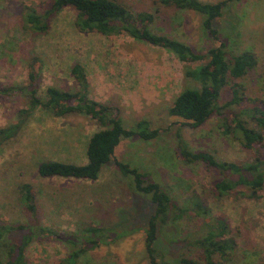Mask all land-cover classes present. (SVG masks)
I'll use <instances>...</instances> for the list:
<instances>
[{
    "label": "rangeland",
    "instance_id": "obj_1",
    "mask_svg": "<svg viewBox=\"0 0 264 264\" xmlns=\"http://www.w3.org/2000/svg\"><path fill=\"white\" fill-rule=\"evenodd\" d=\"M116 1L134 13L153 14L151 32L177 39L201 54L222 44L227 58L244 52L254 54L256 68L235 82L243 87L245 96L264 101V0L228 3L222 17L213 23L216 39L202 30L201 17L191 11L160 8L153 0ZM47 3L50 0H0V86H26L30 67L36 64L41 98L48 87L76 92L78 85L71 68L75 64H92L100 71L94 73L95 86L89 85L88 97L102 100V93L109 94L101 87L102 78L112 73L109 64H115L116 80H127L130 75L137 79L136 87L132 81L125 82L131 83L127 86L130 96L125 97L128 104L122 106L119 96L108 99L119 110L123 127L129 130L136 122L147 120L151 129L160 130V135L151 141L123 139L97 181L42 178L37 168L43 162L86 164L88 140L101 127L86 116L57 118L42 108L35 110L18 135L3 145L0 154V228L9 229L0 240L2 258L6 259L5 247L17 248L30 234V228L41 227L61 237H77L76 245L85 248L77 264H151L145 230L154 205L149 197L134 191L133 178L123 176L115 165L121 162L163 186L185 210L175 221L158 229V263L178 264L179 259L188 258L205 264L195 241L207 234L212 219L222 218L237 245L230 258L221 260L215 256L214 260L219 264H257L264 256V193L259 201L241 195L217 199L210 188L221 178L220 173L201 163L186 165L177 156L181 140L189 150L208 152L219 162L242 164L251 158L236 140L223 134L216 113L195 129L183 126L180 119L168 114L177 95L187 86L184 66L196 68L205 61L182 63L164 50L126 34L105 37L80 33L74 27L76 12L71 8L63 9L49 21L46 34L36 35L24 27L22 9H38ZM229 88L223 90L218 108L238 113L241 108L236 104L225 107L232 98ZM26 106L23 94L0 96V128L15 123L17 112ZM27 193L34 211L25 206ZM189 199L202 202L211 217L196 216ZM87 229L99 232L89 234ZM71 251L65 241L34 237L24 252L25 264H58Z\"/></svg>",
    "mask_w": 264,
    "mask_h": 264
},
{
    "label": "trees",
    "instance_id": "obj_2",
    "mask_svg": "<svg viewBox=\"0 0 264 264\" xmlns=\"http://www.w3.org/2000/svg\"><path fill=\"white\" fill-rule=\"evenodd\" d=\"M240 1L242 0L203 3L199 0H153L154 4L160 8L191 11L199 15L202 30L214 39L218 38V33L213 23L222 17L223 9L228 3ZM65 8H71L76 12L74 27L80 33H97L105 37L126 34L137 42L164 50L182 63L205 61L196 68L184 66L183 74L187 86L177 95L168 109V114L180 119L183 126L195 129L216 113L220 118L223 134L236 140L242 149L251 154V158L250 161L242 164L219 162L208 152L189 150L181 140L177 144V156L186 165L201 163L206 169H214L220 173L221 178L216 180L210 188L211 194L217 199L229 195H241L254 201L262 198L264 193V101L245 96L243 87L235 82L256 68L257 60L254 54L244 52L227 58L224 44L210 49L205 55L201 54L177 39L154 34L149 29V25L154 22L153 14L134 13L116 0H50V3L38 9L24 6L22 9L24 27L36 35H44L49 31V21ZM71 75L78 85L76 92L48 87L43 98L38 95L36 64L30 67L26 86H0V96H11L17 92L25 95L27 99L26 108L17 112L16 122L0 128V154L3 145L18 135L38 108L47 110L57 118L71 115L86 116L96 121L101 127L88 140L87 163L74 165L55 161L43 162L38 165L37 172L42 178L60 177L97 181L103 166L112 160L116 147L123 139L136 137L143 141H151L159 137L160 130L151 129L147 120H140L131 129H125L116 107L99 103L88 97L90 87L84 68L75 64L71 68ZM226 87H230L232 98L225 107L236 104L240 106V112H221L218 108V100ZM242 116L246 119H242ZM248 121L252 124L249 125ZM115 165L123 176L133 178L134 191L149 197L154 205V214L149 219L145 230V247L150 263L171 264L167 261L160 263L156 261L155 245L158 229L168 225L170 220L175 221L185 210L178 207L163 186L149 181L137 168H130L121 162H116ZM31 202L30 193H27L25 206L29 208L28 210L34 211ZM188 202L196 216L211 217V212L202 202L195 199H189ZM211 223L207 234L197 239L195 245L200 250L205 264H219L214 257L218 256L221 260L230 258L237 244L225 220L214 218ZM98 230L87 229V233H96L99 232ZM7 231L9 229L0 228V240L6 236ZM29 233L17 248H15L17 245L8 248L4 245L6 259L4 260L0 254V264H25L24 252L34 237L38 240L65 241L72 247L69 256L58 264H77V260L85 253V248L76 245L77 237L73 235L61 237L54 231L41 227H32ZM177 263L198 264L197 261L188 258H181ZM257 264H264V256Z\"/></svg>",
    "mask_w": 264,
    "mask_h": 264
},
{
    "label": "crops",
    "instance_id": "obj_3",
    "mask_svg": "<svg viewBox=\"0 0 264 264\" xmlns=\"http://www.w3.org/2000/svg\"><path fill=\"white\" fill-rule=\"evenodd\" d=\"M109 65L110 66L108 67L109 68L108 70L112 73L109 75H106L105 77L103 76V78H102L103 83L102 84L99 82V84H101V87L104 88V91L108 90L109 94L108 93H102V95H103L102 98H105V99L96 100V101L99 103H102V104H109V101H110V100H108L109 98L119 96L121 99V105L124 106V104H128L125 97L130 96V92L127 89V86H128V88L131 86V83H125V82H128V81L131 82L132 81V85H134V87H136V82H137L136 76L130 75V77L127 79L128 81L127 80H120L119 78L116 80L115 73L117 71L114 70L115 64H109ZM81 66L84 68V70L87 73V80H88L90 87L93 88L95 86L94 81H93L94 73L99 72L100 70L92 64L81 65ZM127 98H129V97H127Z\"/></svg>",
    "mask_w": 264,
    "mask_h": 264
}]
</instances>
